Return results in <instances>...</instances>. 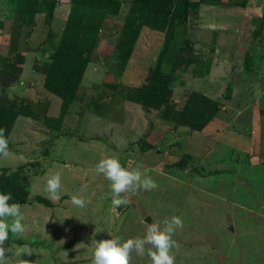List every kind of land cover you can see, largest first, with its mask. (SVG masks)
<instances>
[{
	"label": "rangeland",
	"instance_id": "rangeland-1",
	"mask_svg": "<svg viewBox=\"0 0 264 264\" xmlns=\"http://www.w3.org/2000/svg\"><path fill=\"white\" fill-rule=\"evenodd\" d=\"M43 1L0 0V129L9 141V155L0 157V192L15 195L13 203L21 205L25 217L24 233L9 232L7 264H91L95 240L142 237L146 215L154 222L183 220L172 237L175 264H264V164L251 163L235 145L220 140L224 128L230 129L246 134L243 143L252 140L264 153V0L200 4L185 21L175 16L162 30L144 24L149 9L147 4L141 12L134 8L136 0H114L118 10L111 8L103 17L95 10L86 16L75 12L79 22H67L68 0H56L54 6ZM167 1L174 7L175 0ZM54 61L53 76L64 77L73 65L79 74H69L79 82L72 100L59 98L60 111L58 100L43 87ZM115 98L140 100L152 117L146 118L148 128L137 145L151 148L153 157L136 156L131 170L157 184L151 191L122 194L127 203L118 208L112 204L111 182L96 172L100 151L83 149L76 143L79 136L70 140L79 126L56 129L67 112L79 116L87 107L96 116L111 113V124L120 121L109 110ZM103 99L110 102L104 105ZM215 105L218 110L210 113ZM12 117L11 127L6 126ZM158 119L168 125L161 133L153 124ZM183 126L211 130L189 145L179 137ZM256 132L263 137L260 145L253 141ZM167 133L161 149L155 142L151 147L149 140ZM109 143L95 142L113 149ZM134 147L130 142L126 149ZM79 150L84 160L64 170L69 159L61 155ZM125 153L116 158L129 169L126 157H119ZM238 166L239 174L229 173L226 183L221 167ZM160 170L163 176L156 177ZM210 171L217 175L202 186L184 180ZM56 173L61 199L53 203L45 187ZM16 182L19 187L13 188ZM73 195L90 203L76 207ZM29 249L32 255H16ZM133 264L151 262L133 253Z\"/></svg>",
	"mask_w": 264,
	"mask_h": 264
},
{
	"label": "clouds",
	"instance_id": "clouds-1",
	"mask_svg": "<svg viewBox=\"0 0 264 264\" xmlns=\"http://www.w3.org/2000/svg\"><path fill=\"white\" fill-rule=\"evenodd\" d=\"M4 132V129H0V157L6 158L9 155V141ZM96 172L111 182L112 204L116 208L127 203L125 199L121 198L122 194L138 189L151 191L157 188L156 182L150 177L142 178V173L139 170H129L123 167L119 159L114 157L102 158L96 166ZM61 188L60 173L47 179L45 191L48 199L53 203L59 201ZM12 199L11 193L0 192V264H7L6 258L8 253H11V248L5 246L9 239V232L11 231L14 236H17L25 231L23 223L25 217L21 211V205L10 203ZM71 203L76 207L84 208L90 201L73 195ZM84 222L87 223V221ZM161 223L164 225L163 228H161ZM183 226V220L179 216H173L170 220L164 218L160 222L155 221L149 224L142 237L129 238L124 241L119 237L95 240L91 264H133V253L141 258L147 255L151 264H175V256L172 254L175 241L172 237L176 230L182 229ZM93 235L95 236V233ZM109 235L111 236L110 233ZM33 253L34 250L29 249L27 253L18 251L16 255H32ZM22 264H30V262L24 260Z\"/></svg>",
	"mask_w": 264,
	"mask_h": 264
},
{
	"label": "crops",
	"instance_id": "crops-1",
	"mask_svg": "<svg viewBox=\"0 0 264 264\" xmlns=\"http://www.w3.org/2000/svg\"><path fill=\"white\" fill-rule=\"evenodd\" d=\"M43 87H44V79H43ZM44 89L46 91H48V93L53 97V99L56 98V101L58 100V102H59V110L58 111H60V106H61V101L59 99L60 96L49 91L46 88H44ZM119 98H115V100H112L111 102L108 99H103L104 105L106 104V100L109 101L110 102L109 110L110 111L113 110V112H116L115 114L113 113V116L116 115V116L121 117V118H119L120 121H118V122H114L113 124H111L110 120H109V116L111 113L108 112V114L104 113V116H101V115L96 116L95 112L93 113L92 112L93 110H90L91 108L86 106L87 108L85 109V111L82 112L79 116L76 115V112L75 113H73L71 111L67 112L64 116H62V121L60 123V126H58V128H56V129H59V128L65 129L68 127V124H70L71 126L75 125L76 128H77V126H79V129H76V131H75L76 133L73 134L74 136L71 135L70 140H73V142H74V138L76 136H79V139L76 138V140H77L76 143H78L79 145L81 144L82 148L86 149V151L87 150H92V151L96 150V151H98V153L100 151L99 154H101V158H103L104 155H106L110 151L114 153L113 154L114 158H116L118 156L117 155L118 152L125 153V151H127V153H125V155L120 154L119 157H121V158L126 157L125 160H127L128 164H130L129 170H131L133 167V164L136 163V162H134L136 156H143L145 159H147L148 157H153V155H151V152H153V151L149 152V150L151 148L150 149H142L140 145L139 146L137 145V140L140 138V135H141L140 132L145 131V129L148 128L147 127L148 123H147L146 118H152V117H150L149 112H147L143 108V106L140 105L138 102H130L127 100L121 102V100H119ZM116 103H118V104H116ZM73 106H75V102L72 103L71 107H73ZM58 111H56L55 114L59 113ZM124 117H125V119H124ZM127 117H128V119H126ZM155 122L156 123H153V124H155L156 129L158 131H160V133L163 132L166 127H168V125L166 124V121L158 119ZM230 124L233 125V123H230ZM208 130H211V128L209 126H207V127L204 126L203 128H199V129H187V127H184L178 133L180 134L179 137L182 138L183 144H189L190 145L189 142H195V140H196V142H199L200 135L201 136L202 135L207 136L206 131H208ZM172 132L174 133V130ZM234 134H236L237 136H235ZM259 134L256 132L254 135L255 140H253V141H256L258 145L261 144V140L263 139L262 135L260 136ZM169 136H170L169 133L165 134L162 137L161 136H159V137L155 136L152 141L149 140L148 142L151 143V147H152V143L155 142L158 145V148L161 149L164 146L165 138L166 137L169 138ZM220 136H221L220 140H222L225 144L228 143L230 145H235L234 147L239 148L242 157L244 155L249 156V158L247 160L251 161V163H255L256 165L264 164V153H262V151L259 152L257 150V147L254 146L252 140H250V145L243 143L244 139L247 137L246 134H243V136H244V138H243V136H240L236 132L234 133L233 130L224 128V133ZM56 138H57L56 141L60 142V138H62V136L59 137L57 135ZM63 138H65V137H63ZM98 141H100V144H102L103 142H110L109 144L112 145L113 149L104 148L103 146L98 147V145L96 146L95 142H98ZM67 142H70V141H67ZM73 142L71 141V143H73ZM130 142H134L135 147L132 150H130V152H129L128 149H126V148ZM157 145H154V148L157 147ZM191 145H193V147L195 146L194 143H192ZM253 148L255 149V151ZM98 149H100V150H98ZM160 149H157V150L160 151ZM229 149L231 152H233L231 147H229ZM160 154H161V152H160ZM61 156L67 157V160L69 159L67 162H65L66 167L61 166L64 170H70L72 168V166H78L77 165L78 161L84 160L83 159V152H81V150H79V152H77L76 154H74V153L65 154L64 153V155H61ZM75 159H77V161ZM240 163H241V161H240ZM57 165H59V164L57 163ZM143 166H144V164H143ZM147 167H149V166L145 165L146 169H148ZM228 167H230V166H228ZM239 167H241V166H238L237 169L236 168L235 169L229 168V171L227 168L225 169V167H221L220 173L219 172L218 173L219 174H221L222 172L225 173V182L227 183L228 182V174L232 173L236 176L237 174H239ZM148 171H151V170H148ZM161 172H162V170L155 171V176L156 177H158L159 175L163 176L160 174ZM208 173L209 174L207 177L204 175L199 176L198 174H196V175L188 176V178L185 177L184 180H186V179L187 180H189V179L198 180V182L201 185L203 181L209 179L212 175L216 174L215 172H212V171H210ZM229 175H231V174H229ZM215 181L218 182L216 177H215ZM214 186H215V184H214ZM198 187H200V186L198 185ZM129 192H131V191H129Z\"/></svg>",
	"mask_w": 264,
	"mask_h": 264
},
{
	"label": "trees",
	"instance_id": "trees-1",
	"mask_svg": "<svg viewBox=\"0 0 264 264\" xmlns=\"http://www.w3.org/2000/svg\"><path fill=\"white\" fill-rule=\"evenodd\" d=\"M26 1H29V0H26ZM43 2L49 3L54 6L56 3V0H44ZM68 2L69 3L71 2L72 10L70 11L67 22H71V21L79 22L77 19L73 18V16L75 15V12L79 13L80 15L86 16L87 14H92L93 11L95 10L96 15L99 14L101 17H103L107 12L111 10V8L114 9L113 11L118 10L117 8L119 5L118 2L114 0H82V2H80V0H68ZM173 2H174V7H170L167 0H136L134 2L133 7L136 9L138 7V10L141 12L147 4L149 11L146 12V15L144 14V17H143L145 18L144 24L154 27V28H159L162 30L167 23L173 24V20L171 19L174 18L175 16L179 17V22L185 21L190 11H195L200 4L208 3V4L214 5V4L221 3L219 2V0H175ZM263 15H264V9H263ZM146 17H149L150 19H147ZM261 21L263 22V25H264V19ZM86 62L87 61H85V63H81V66L84 67ZM55 63L56 62L54 61L53 63L50 64L48 74H46V77L44 80V87L48 89L49 91L59 95L64 101L72 100L75 94L76 87L79 82V77L78 79L75 77L73 78L69 74L73 75V74H78V73L73 71L75 70L74 65H73L71 69L72 73L71 72L67 73V75H65L64 77L63 76L59 77V75L57 74L53 76L52 74L55 72ZM51 69H53V73L51 72ZM136 92H139V91L137 90ZM135 99L136 98H134L133 100L137 101V99L136 100ZM138 102H140V100H138ZM218 108H219V105H215L212 108V110H210V113L218 110ZM25 114L29 115L28 112H25ZM210 118L211 117H209V119ZM13 120H14V117L10 119V123L6 126L11 127ZM198 127L200 128L201 126H198ZM18 187H19V184L16 182L13 188H18ZM16 192L19 193L20 191L17 190ZM12 197L13 199L12 201H10L11 203L16 201L15 195L14 196L12 195Z\"/></svg>",
	"mask_w": 264,
	"mask_h": 264
},
{
	"label": "water",
	"instance_id": "water-1",
	"mask_svg": "<svg viewBox=\"0 0 264 264\" xmlns=\"http://www.w3.org/2000/svg\"><path fill=\"white\" fill-rule=\"evenodd\" d=\"M117 210L119 211V209ZM144 222L149 226V224L154 223V220L150 215H146L144 218Z\"/></svg>",
	"mask_w": 264,
	"mask_h": 264
}]
</instances>
